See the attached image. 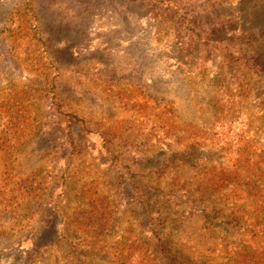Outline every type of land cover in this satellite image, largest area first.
Instances as JSON below:
<instances>
[{"label": "rangeland", "instance_id": "1", "mask_svg": "<svg viewBox=\"0 0 264 264\" xmlns=\"http://www.w3.org/2000/svg\"><path fill=\"white\" fill-rule=\"evenodd\" d=\"M262 5L0 0V264H264Z\"/></svg>", "mask_w": 264, "mask_h": 264}, {"label": "trees", "instance_id": "2", "mask_svg": "<svg viewBox=\"0 0 264 264\" xmlns=\"http://www.w3.org/2000/svg\"><path fill=\"white\" fill-rule=\"evenodd\" d=\"M259 8L260 9L256 11L250 10V12L248 11V9H246V11L242 10L240 14L241 16L243 15L242 21L245 22V24L242 26L240 30V33L249 36V38L252 40V42L249 45H255L256 42L258 41L261 43L263 42V39H264V5H262ZM241 54L242 55H240V58L242 60L246 59L247 53L241 52ZM258 54L262 55L261 53H258ZM248 61L249 60L246 59L247 63H249ZM254 65L258 70L261 71V73L264 74V63L257 64L260 66H257L256 64Z\"/></svg>", "mask_w": 264, "mask_h": 264}]
</instances>
